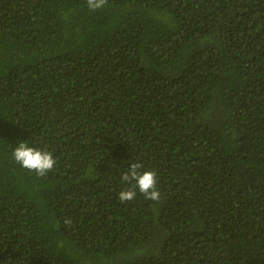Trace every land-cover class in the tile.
<instances>
[{
  "label": "trees",
  "instance_id": "obj_1",
  "mask_svg": "<svg viewBox=\"0 0 264 264\" xmlns=\"http://www.w3.org/2000/svg\"><path fill=\"white\" fill-rule=\"evenodd\" d=\"M0 264H264V0H0Z\"/></svg>",
  "mask_w": 264,
  "mask_h": 264
},
{
  "label": "clouds",
  "instance_id": "obj_2",
  "mask_svg": "<svg viewBox=\"0 0 264 264\" xmlns=\"http://www.w3.org/2000/svg\"><path fill=\"white\" fill-rule=\"evenodd\" d=\"M108 4V0H86L90 10H99ZM13 160L29 172H34L38 177L46 176L54 170L56 158L49 150L29 146L27 141H20L12 151ZM142 163L132 162L127 170L121 174V180L129 187L118 193L121 202L133 200L137 191L147 200L158 201L160 191L157 187L155 170H142Z\"/></svg>",
  "mask_w": 264,
  "mask_h": 264
}]
</instances>
